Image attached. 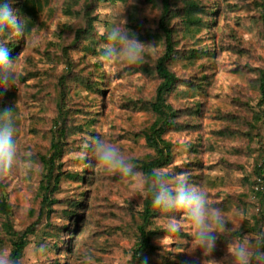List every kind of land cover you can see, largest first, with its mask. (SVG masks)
I'll use <instances>...</instances> for the list:
<instances>
[{
    "label": "rangeland",
    "instance_id": "1",
    "mask_svg": "<svg viewBox=\"0 0 264 264\" xmlns=\"http://www.w3.org/2000/svg\"><path fill=\"white\" fill-rule=\"evenodd\" d=\"M201 9L186 7V0H171L168 22L177 34L179 51L169 67L179 77L168 101L177 109L176 124L165 134L172 143L170 163L157 169L186 172L190 182L202 187L209 202L220 208L228 231L219 235L213 258L231 264L226 246L257 235L247 231L260 217L262 206L255 194V168L264 155V112L258 111L255 68L264 64L261 26L263 0H198ZM97 0L96 33L87 37L77 32L85 26L77 16L80 0H11L16 14L25 18L24 35L11 29L0 42L16 48L17 84L0 87V108L14 107L18 147L30 154L33 168L27 177L12 175L0 182V200L5 197L11 211L0 207V249L10 253L17 233L34 221L42 197L39 184L42 157L48 154L50 139L57 133L56 122L64 118L63 152L58 160L63 177L52 193L50 209L35 225L21 258L22 264H81L92 255L96 264H130V247L135 225L140 221L146 196L139 178L98 172L89 138L98 133L118 146L134 164L145 155L153 156L146 142L145 128L152 120L141 101L150 100L159 80L141 72L153 65L163 44L148 36L158 29L159 0ZM193 12L201 22L187 17ZM213 11V13H211ZM139 40L153 43L139 63L106 66L100 53L107 43L106 29L118 14ZM196 49L197 58H188ZM205 51V52H202ZM93 80L102 90L90 87ZM81 155L84 159H81ZM136 166V165H135ZM260 166V165H259ZM86 178L71 179L70 171ZM137 172L144 176L136 166ZM262 191L264 187L262 186ZM85 191V207L79 226L65 223L63 211L72 197ZM148 229L153 230V247L136 264H187L192 257V240L187 227L177 234L166 231L167 217L157 209ZM183 214L177 213L179 219ZM261 233L264 222L259 218ZM76 228L75 233L67 229ZM55 236L62 245L54 251L49 243ZM33 246L45 252L34 255ZM199 257L200 253L194 254ZM211 262V258H205Z\"/></svg>",
    "mask_w": 264,
    "mask_h": 264
},
{
    "label": "clouds",
    "instance_id": "2",
    "mask_svg": "<svg viewBox=\"0 0 264 264\" xmlns=\"http://www.w3.org/2000/svg\"><path fill=\"white\" fill-rule=\"evenodd\" d=\"M134 4L129 0L128 6ZM118 14L106 29L107 43L101 50L100 59L106 65L113 63L134 65L153 50V43H145L137 34L126 27V19ZM11 29L19 36L24 35L25 18H21L11 6V0H0V35ZM19 56L12 58L5 43L0 42V87L5 90L17 84L16 63ZM16 113L14 107L0 108V182L12 175L27 177L33 168L30 154H22L18 147ZM86 147L91 151L98 172L119 174L122 178H139L145 193L151 197V204L167 217L166 231L177 234L187 227L192 240L188 253L192 259L187 264H221L213 258L219 235L228 231L223 211L209 202L207 192L190 182L186 172L171 173L165 169H154L150 175L141 176L135 164L115 144L105 140L99 133L89 138ZM81 159L84 156L81 155ZM183 215L177 219L176 214ZM264 245V235L259 237ZM34 255L45 252L43 246H33ZM199 252V257L194 254ZM231 264H264V251L260 245L245 238L226 246ZM0 264H19L7 249H0ZM81 264H96L92 255H85ZM147 264V261H144Z\"/></svg>",
    "mask_w": 264,
    "mask_h": 264
},
{
    "label": "trees",
    "instance_id": "3",
    "mask_svg": "<svg viewBox=\"0 0 264 264\" xmlns=\"http://www.w3.org/2000/svg\"><path fill=\"white\" fill-rule=\"evenodd\" d=\"M81 10L78 11V17L85 24V26L80 25L77 28V32H81L87 37H92L96 33V27L94 25V20L96 19V9L97 0H80ZM160 1V15L157 21L158 29L153 33H147L148 36L156 38L163 44L162 52L155 58L153 65H148L146 69H140L146 75L155 76L159 82L156 85L155 91L150 100L141 101V108H144L151 112L153 116L152 122L146 126V142L150 146L154 154L153 156L145 155L141 159L136 160V166L139 168L144 176H148L154 169L166 166L170 163L173 154L171 153L172 143L170 140L165 138V134L174 127L176 124V116L179 114V109L175 108L169 101L168 95L176 89V84L180 80L175 71H173L169 64L173 58L178 54L177 47L175 46V37L177 34L174 32L173 27L168 22V17L171 11L170 1L171 0H159ZM186 7L191 10L197 11L201 9V5L198 0H186ZM213 13V11H211ZM187 17L191 22H201L202 19L198 18L194 12L190 11ZM261 26L264 38V0L261 3ZM16 44L11 43L8 47L10 55L16 48ZM196 49L189 50L188 58L194 60L199 55H197ZM205 52V51H202ZM256 72L255 76V86L258 92V111L264 112V64L261 67L254 69ZM90 87L102 90L93 80L90 81ZM64 118L56 122L57 133L53 135L50 139V147L48 154L42 157L43 161V172L39 184V191L42 197L40 202V208L37 214L34 216V221L17 233V239L12 243V248L10 255L13 259L19 261L22 264L21 258L24 255V251L29 242L30 235L34 232L35 225L43 218L45 214L50 209V205L53 201L52 193L58 188L60 181L62 180L63 173L60 169L58 160L63 152V145L66 143L63 140L65 136V126H60L61 122L64 123ZM264 152V150H263ZM260 162L264 159L262 153L258 157ZM260 165V166H259ZM255 168V179L254 184L256 185L255 194L260 198L262 206L259 209L260 217L264 222V191H262V186L264 187V162L259 163ZM82 171L84 173L79 174L77 171L67 172L65 175L71 179L81 178L82 180L86 178L85 173L88 171L86 167H83ZM79 196L72 197L68 204V209L63 212V218H65V223L61 224L59 230H63L68 226L69 223H76L79 226V219L82 214L78 213L77 210L80 207H85L86 204L83 202L85 191L78 193ZM0 207L3 213L8 214L11 211V204L6 202V198L3 197L0 200ZM155 209L151 204V197L146 194L143 200V208L140 214V221L135 225V240L133 245L130 247V264H136V260L140 259L143 254L151 250L153 247L152 240L154 236V231L148 229V225L152 223V218L154 217ZM252 224L247 228V231L257 235V239L254 242L255 247L260 245V250L264 251V245L260 244L259 237L264 235L261 233L260 222ZM76 228L70 229L68 231L75 233ZM62 239L59 236H55L54 240L49 243L52 250L57 251L62 245Z\"/></svg>",
    "mask_w": 264,
    "mask_h": 264
}]
</instances>
